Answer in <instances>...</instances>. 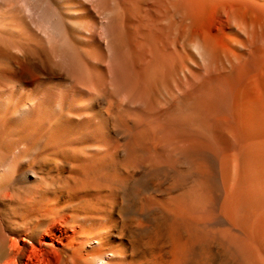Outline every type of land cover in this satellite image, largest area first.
Returning a JSON list of instances; mask_svg holds the SVG:
<instances>
[{"label":"bare ground","instance_id":"1","mask_svg":"<svg viewBox=\"0 0 264 264\" xmlns=\"http://www.w3.org/2000/svg\"><path fill=\"white\" fill-rule=\"evenodd\" d=\"M52 154L0 264H264V0H0V183Z\"/></svg>","mask_w":264,"mask_h":264},{"label":"rangeland","instance_id":"2","mask_svg":"<svg viewBox=\"0 0 264 264\" xmlns=\"http://www.w3.org/2000/svg\"><path fill=\"white\" fill-rule=\"evenodd\" d=\"M46 160H48V165H50L49 167L51 168H44V171H43V176H45L46 177V179H45V177H44V180H43V182L45 183V185H44V183H39L38 185H41V186H39L38 188H34V187H37L38 185L37 184H34V185H31V186H28V188H27V186L26 185H22V184H20V183H7V182H2V183H0V192H2V190H4V189H6V188H10L11 189V191H13V193H14V196H15V194H16V199H17V201L15 200V198H14V203H13V205L15 204H17L16 206H14V207H16V209L14 208V207H12V208H14L12 211H10V212H8V211H6L5 210V208L4 207H2V206H0L1 208H0V211L2 212L3 211V213H2V216H1V220L3 221V223L5 224V225H10L11 224V221H12V219H14L15 220V218L18 216V215H20L21 213L20 212H24L25 211V209H27V208H29L28 206H30L29 204H27V200L28 199H31V198H33V199H37L36 201L38 202V201H40V200H45V201H47V200H58L59 198H61L62 200H66L67 198H68V196H64V198H63V188H64V190H66V187H65V183H66V178H65V175L64 174H62V173H60L61 171H59L58 169H57V165H58V163L59 162H57L58 161V157L56 156V155H51L50 157H46ZM45 164H43V166H44ZM47 165V164H46ZM53 177V178H52ZM63 180V181H62ZM52 184V185H51ZM64 184V185H63ZM63 187H62V186ZM43 186V187H42ZM56 186H58V187H56ZM45 187V188H44ZM47 187V188H46ZM41 190V191H39V190ZM44 189H46V190H44ZM38 190V191H37ZM43 190V191H42ZM53 190V191H52ZM57 190V191H56ZM55 191V192H54ZM39 192V193H38ZM40 192L42 193L41 195H40ZM49 192V193H48ZM31 194V195H30ZM43 195V196H42ZM32 196V197H31ZM35 198H34V197ZM42 197V198H41ZM21 198H23L22 200H25V201H22L21 200ZM60 199V200H61ZM44 200L43 201H41V202H44ZM21 201H22V204L21 205H19L18 203H21ZM90 201V202H89ZM88 202L90 203H88V207H90V205H91V207L92 208H95V207H97L99 204L97 203V202H100V201H98L97 199H92V200H89ZM26 202V203H25ZM26 204H27V206H26ZM98 204V205H97ZM23 205L25 206V207H23ZM87 205V204H86ZM90 207V208H91ZM18 208V209H17ZM2 209V210H1ZM5 211V212H4ZM18 213V214H17ZM4 215V216H3ZM8 218H10V219H8ZM4 219V220H3ZM9 224H8V223ZM148 239H150L151 240V242H152V246H154V247H157V246H161L162 245V242L160 241V236H159V234H158V232H154V233H152V234H150V236L148 237Z\"/></svg>","mask_w":264,"mask_h":264}]
</instances>
